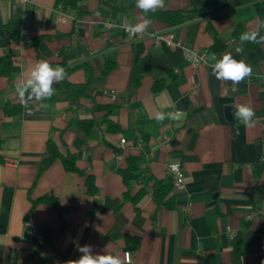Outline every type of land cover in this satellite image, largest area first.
I'll return each mask as SVG.
<instances>
[{
	"label": "crops",
	"instance_id": "obj_1",
	"mask_svg": "<svg viewBox=\"0 0 264 264\" xmlns=\"http://www.w3.org/2000/svg\"><path fill=\"white\" fill-rule=\"evenodd\" d=\"M56 1L0 0V58L14 59L11 77L0 72V264H67L83 255L78 247L85 245L93 256H119L123 264H264V44L250 50L245 42L242 55L235 51L241 46L238 27L242 34L264 36V17L255 7L264 0H214L210 8L209 0H165L161 10L203 9L177 27L151 22L148 31L173 35L182 44L176 49L108 27L142 22L146 17L136 0H85L66 22ZM17 16L22 33L14 42L5 26ZM62 51L69 67H93L89 87L84 69L68 77L85 96L55 89L53 108L35 99L22 106L17 84L37 61L60 62ZM227 53L253 69L239 85L212 74V56L219 60ZM193 54L206 55L207 65H192ZM107 61L117 67L104 76ZM164 80L156 93V83ZM6 105L21 106L22 113L8 116ZM238 105L255 110L254 127L234 118ZM177 110L186 118H155ZM106 120L119 130L109 132ZM77 121L95 126L86 133ZM49 156L57 158L39 175ZM69 156L76 158L78 173L66 170L61 158ZM130 157L140 158L141 178L127 185L120 170ZM174 162L182 164L186 185L181 191L173 185L175 207L169 209L156 203L152 188L156 181L169 182L167 166ZM43 197L57 200L58 207L33 206ZM29 216L38 236L26 224ZM245 225L251 252L237 256L232 242Z\"/></svg>",
	"mask_w": 264,
	"mask_h": 264
},
{
	"label": "trees",
	"instance_id": "obj_2",
	"mask_svg": "<svg viewBox=\"0 0 264 264\" xmlns=\"http://www.w3.org/2000/svg\"><path fill=\"white\" fill-rule=\"evenodd\" d=\"M85 0H57L56 1V9H60L62 11H74L78 9V6L83 3ZM214 3V0H209L207 8H210ZM255 7L259 15L264 17V4L260 1H255ZM141 11V10H140ZM203 12V9H189V10H177V11H165V10H157L155 13H143L146 18L151 19V22H158L163 23L169 27H177L184 25L186 23H189L193 20H195L201 13ZM5 32L6 34L14 41L18 42L21 37L22 33V21L19 16L16 18H13L10 20L6 26H5ZM242 35V29L241 27H238L236 31V36L240 38ZM41 38L36 39L35 45L37 46L40 42ZM246 48L250 50H254L257 48L258 44L254 43H246L244 45ZM61 61L57 63H52V67L60 66L63 67L67 73L66 78L60 83V85L54 87L56 90H68L71 97H80L85 96L83 93L76 92V86L71 85L68 82V77L72 72H74L77 69H84L87 74V82L85 84V87H89L93 80H94V74L95 71L93 67L90 65V63H83L76 67H69L67 62V56L62 51L60 53ZM138 62H139V54L135 57V66H134V79H137V69H138ZM117 67V64L115 61H107L104 69L102 71V75L107 76L110 74L113 70H115ZM14 68V59L10 55H5L0 58V72L3 73L5 77H11L13 73ZM136 73V74H135ZM138 81V80H137ZM165 80L159 81L156 83L154 87V91L156 93H159L164 89L165 86ZM55 104V98L52 96L50 99L44 100V105L47 109L53 108ZM99 109H106L107 107H100ZM107 109L114 110V107H108ZM4 112L8 116H15L22 113V107L21 106H11L6 105L3 107ZM105 123L108 126V131L113 132L115 130H119V126L112 123L109 120H106ZM144 122L141 121L140 124H143ZM95 126L94 122H83V121H77L76 127L79 128L82 131H85L88 133L90 130H92ZM3 142L0 137V150L2 149ZM57 158V156H49L45 158L40 166L39 169V175H41L42 172H44L51 164L52 162ZM62 162L68 172L78 173V168L76 166V158L74 156L64 157L61 158ZM139 157H130L127 159V166L126 168L120 170V173L123 177V180L125 184H130L133 181H139L141 178V173L139 169ZM0 164H4V158L0 154ZM92 178L88 179V184L92 185ZM153 199L156 201L158 205H163L169 209H173L175 207V200L172 195L173 193V180L172 178L169 179L168 183L156 181L153 185ZM146 191L142 190L139 195L135 198H133V201L135 204L139 201L141 197L145 195ZM38 204H50L54 207H58V202L55 199H52L50 197H43L41 199H38L34 202L33 206H36ZM249 225H245V228L238 234V236L233 240V252L235 255H245L248 252H251V247L248 246L244 241V233L248 229ZM68 264V263H67Z\"/></svg>",
	"mask_w": 264,
	"mask_h": 264
},
{
	"label": "clouds",
	"instance_id": "obj_3",
	"mask_svg": "<svg viewBox=\"0 0 264 264\" xmlns=\"http://www.w3.org/2000/svg\"><path fill=\"white\" fill-rule=\"evenodd\" d=\"M136 7L142 13H155L157 10L165 8V0H136ZM151 24V19L145 18L142 22L135 25H127L124 30L131 36L135 37L147 32ZM264 27V23L260 24ZM259 37V39H258ZM241 46L235 49L237 54H243L244 49L242 45L247 43L264 44V36L260 35L259 31H247L240 36ZM195 58V54L193 57ZM212 60L215 61L210 65L212 74L217 80L231 81L234 85H239L246 78H250L253 74V69L244 60H236L231 53L224 54L221 59L213 55ZM67 76L63 67H52L47 60L37 61L27 75V79L23 83H18L15 89L19 102L25 108L28 107V102L35 99V101H44L50 99L55 94L53 88L54 83L62 82ZM236 91L237 89H233ZM39 107H44L43 103ZM187 113L182 111L169 112L167 114L159 112L156 114V120L163 122L165 119L169 120H183ZM234 118L244 125L246 128L255 126L256 113L250 105H238L235 109ZM172 171H176L179 167L178 162L170 165ZM78 251L83 255L74 261H69L68 264H123L119 256L113 255H95L91 254L92 247L85 245L78 247Z\"/></svg>",
	"mask_w": 264,
	"mask_h": 264
},
{
	"label": "built area",
	"instance_id": "obj_4",
	"mask_svg": "<svg viewBox=\"0 0 264 264\" xmlns=\"http://www.w3.org/2000/svg\"><path fill=\"white\" fill-rule=\"evenodd\" d=\"M16 1H17V3H20L22 5H25L29 2V0H16ZM58 11H59V18H60L61 22H66L68 19L73 17V13L71 11L65 12V11H62L60 9H58ZM127 25L128 24L124 23V22H122V23H109L108 27L109 28L117 27V28L124 30L125 26H127ZM129 36L134 40L151 38L155 41L156 45L162 44V45H165V46L172 48V49L182 47V44L180 42L175 41V38L173 35H163V34H158V33H151L147 30L146 33L141 34V35L133 37L129 34ZM191 63L195 67H204L207 65V57L204 54L200 55L198 57H195L191 61ZM115 98L116 97L113 96V99H115ZM121 143H122V145H125L126 141L122 140ZM171 164L172 163L168 164V166H167L168 173L170 174V176L173 180V185H174L175 190L181 191L185 188V185H186V176H185L184 169L182 168V164L179 163L178 169L176 171H172V169L170 167ZM26 224L31 229L32 234L38 236V230L34 224V220L32 217H30V216L28 217ZM39 238H40L39 240H41V242H42L41 237H39ZM125 261H126V263H131L132 257H131L130 253L125 254Z\"/></svg>",
	"mask_w": 264,
	"mask_h": 264
},
{
	"label": "water",
	"instance_id": "obj_5",
	"mask_svg": "<svg viewBox=\"0 0 264 264\" xmlns=\"http://www.w3.org/2000/svg\"><path fill=\"white\" fill-rule=\"evenodd\" d=\"M230 112H231L230 110H227V114H226V116H227V119H228L229 121H233L234 118H233V115H232Z\"/></svg>",
	"mask_w": 264,
	"mask_h": 264
}]
</instances>
